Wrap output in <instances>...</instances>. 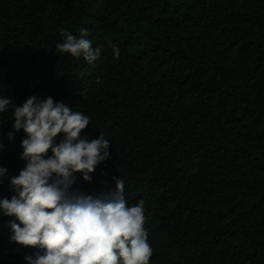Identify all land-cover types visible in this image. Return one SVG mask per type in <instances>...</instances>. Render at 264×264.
I'll return each instance as SVG.
<instances>
[{"label":"trees","instance_id":"obj_1","mask_svg":"<svg viewBox=\"0 0 264 264\" xmlns=\"http://www.w3.org/2000/svg\"><path fill=\"white\" fill-rule=\"evenodd\" d=\"M81 29L92 65L57 47ZM0 93L51 96L110 141L72 189L122 179L127 205L144 202L149 264H264V0H0ZM13 122L0 117L9 198L25 164ZM14 219L0 216V264L36 251L9 241Z\"/></svg>","mask_w":264,"mask_h":264},{"label":"clouds","instance_id":"obj_2","mask_svg":"<svg viewBox=\"0 0 264 264\" xmlns=\"http://www.w3.org/2000/svg\"><path fill=\"white\" fill-rule=\"evenodd\" d=\"M61 35L60 52L90 65L100 57L101 49L93 48L86 29L79 38L64 30ZM113 55H120L116 46ZM10 110L14 122L7 139L14 140L20 130L26 134L19 153L25 164L18 175L8 177L13 194L0 196V216L15 217L9 221L10 242L36 249L24 256L26 264H149L144 202L127 205L122 179L114 177L115 188L96 195L72 189L77 173L90 182V173L110 159V141L103 135L91 140L81 136L89 117L51 96L32 95L15 105L0 93V117ZM4 149L0 139V152ZM7 174L0 165V183Z\"/></svg>","mask_w":264,"mask_h":264}]
</instances>
